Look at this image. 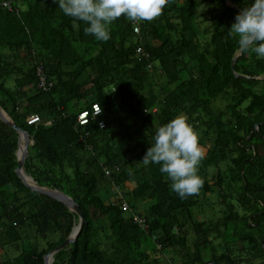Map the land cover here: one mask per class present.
Here are the masks:
<instances>
[{"label":"trees","instance_id":"trees-1","mask_svg":"<svg viewBox=\"0 0 264 264\" xmlns=\"http://www.w3.org/2000/svg\"><path fill=\"white\" fill-rule=\"evenodd\" d=\"M252 2L172 0L140 32L121 18L101 42L54 0H0V105L34 139L24 169L86 218L53 264H264V59L228 34ZM93 104L102 112L81 125ZM181 114L205 153L203 186L187 198L141 162ZM18 139L0 119V264H45L79 215L25 185Z\"/></svg>","mask_w":264,"mask_h":264},{"label":"clouds","instance_id":"clouds-1","mask_svg":"<svg viewBox=\"0 0 264 264\" xmlns=\"http://www.w3.org/2000/svg\"><path fill=\"white\" fill-rule=\"evenodd\" d=\"M54 2L58 4L63 14L71 17L74 22H83L86 35L93 36L97 41L107 42L111 38V26L118 19L126 18L130 22L139 23L140 27V23H151L159 19L172 0H54ZM8 6L12 9L10 3ZM75 26L77 25L74 23ZM228 34L236 39L241 52L251 51L258 58L264 59V0H253L251 6L244 7L236 15L235 23ZM38 74L39 78L40 75H44L52 84L50 89L54 86V82L46 76L43 65L39 66ZM93 105L92 110L88 111L91 114L94 110ZM38 121L37 116L28 118L29 124ZM153 140L141 162L144 165H160V171L171 181V190L181 198L198 194L203 186L199 168L205 153L200 146L198 134L187 118L182 114L177 115L160 126Z\"/></svg>","mask_w":264,"mask_h":264},{"label":"water","instance_id":"water-1","mask_svg":"<svg viewBox=\"0 0 264 264\" xmlns=\"http://www.w3.org/2000/svg\"><path fill=\"white\" fill-rule=\"evenodd\" d=\"M230 6H233L231 2H229ZM236 58L233 59L232 67H234ZM237 76H241V74H236ZM258 78L262 79L264 76H258ZM0 119L3 120L6 124H8L10 127L14 128L19 133V148L17 151L18 156V166L16 168V172L18 173L19 177L22 179V181L25 183L26 186L31 188L33 191H37L43 194H47L50 197L63 202L71 211L77 213L79 215V224L74 229L73 233L65 239L63 243H61L59 246H57L55 249L50 251L48 254L45 255V264H53L54 261V255L60 251L61 249L68 246L70 243L74 242L79 234L81 233L83 226L85 225L86 218L83 213V211L80 208V205L68 194L64 193L61 190L58 189H52L45 186L39 185L32 176L26 173L24 169V163L29 155V146L31 143L34 142V139H32L28 133V131L20 126L17 125V123L12 119V117L8 114V112L2 108L0 105Z\"/></svg>","mask_w":264,"mask_h":264},{"label":"built area","instance_id":"built-area-1","mask_svg":"<svg viewBox=\"0 0 264 264\" xmlns=\"http://www.w3.org/2000/svg\"><path fill=\"white\" fill-rule=\"evenodd\" d=\"M6 4L8 5V3H6ZM133 24H134L135 32H140L139 23L138 24L133 23ZM51 86H52V84L47 81L46 77L44 75H40L39 87H41V88L43 87L45 90H49ZM93 108H94L93 114H95V115L101 111L100 106L97 104H94ZM124 207L127 208V205L125 204ZM135 220L138 222H142V219L139 216L135 217Z\"/></svg>","mask_w":264,"mask_h":264},{"label":"bare ground","instance_id":"bare-ground-1","mask_svg":"<svg viewBox=\"0 0 264 264\" xmlns=\"http://www.w3.org/2000/svg\"><path fill=\"white\" fill-rule=\"evenodd\" d=\"M100 108H101V107H100ZM101 111H102V109H101ZM101 111H100L98 114H100ZM98 114H96V115H98ZM96 115H93V114H91L90 112H88L87 110H85V111H82L81 113H79V115H78V121H79V123H80L81 125H85V124L88 123V121H89V119H90L91 117L96 116ZM90 116H91V117H90ZM99 125H100V127L104 128L105 125H106V123H105V121L100 120V121H99ZM140 223H141V225H143L144 222L142 221V222H140Z\"/></svg>","mask_w":264,"mask_h":264},{"label":"rangeland","instance_id":"rangeland-1","mask_svg":"<svg viewBox=\"0 0 264 264\" xmlns=\"http://www.w3.org/2000/svg\"><path fill=\"white\" fill-rule=\"evenodd\" d=\"M23 8H25V7L23 6ZM209 170H212V168H210ZM133 185H134V184H132V186H133ZM128 186L131 187V183L128 184ZM101 193L103 194V191H102ZM210 201H211V203L213 204V209H214V212H215L216 209H219L216 196H215V197L210 196ZM148 203H149V202H147V204H148ZM147 204H146V203H143L142 206H143V205H147ZM143 209H144V207H143ZM21 244H22V245H21ZM20 245H21V249H23V246H27V242H25V241H21Z\"/></svg>","mask_w":264,"mask_h":264},{"label":"crops","instance_id":"crops-1","mask_svg":"<svg viewBox=\"0 0 264 264\" xmlns=\"http://www.w3.org/2000/svg\"><path fill=\"white\" fill-rule=\"evenodd\" d=\"M132 184H134V183H131V187H133V186H134V185L132 186Z\"/></svg>","mask_w":264,"mask_h":264}]
</instances>
